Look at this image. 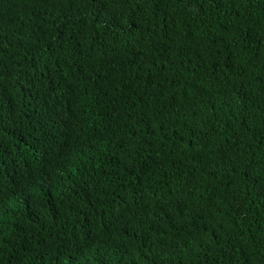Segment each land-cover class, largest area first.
Wrapping results in <instances>:
<instances>
[{"label":"trees","instance_id":"obj_1","mask_svg":"<svg viewBox=\"0 0 264 264\" xmlns=\"http://www.w3.org/2000/svg\"><path fill=\"white\" fill-rule=\"evenodd\" d=\"M0 264H264V0H0Z\"/></svg>","mask_w":264,"mask_h":264}]
</instances>
